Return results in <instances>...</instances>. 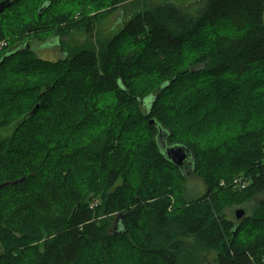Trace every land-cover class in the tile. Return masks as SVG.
Masks as SVG:
<instances>
[{"label":"trees","instance_id":"trees-1","mask_svg":"<svg viewBox=\"0 0 264 264\" xmlns=\"http://www.w3.org/2000/svg\"><path fill=\"white\" fill-rule=\"evenodd\" d=\"M132 1L149 4L118 36L68 47L100 20L75 8ZM0 43V129L17 124L0 142V264H180L194 248L264 264V0H16ZM159 126L192 152L202 196Z\"/></svg>","mask_w":264,"mask_h":264},{"label":"rangeland","instance_id":"rangeland-1","mask_svg":"<svg viewBox=\"0 0 264 264\" xmlns=\"http://www.w3.org/2000/svg\"><path fill=\"white\" fill-rule=\"evenodd\" d=\"M38 1V0H37ZM36 3V0H33V5ZM149 1L145 2H128L121 6L122 13L119 12V10H116L115 12H107V13H98V11L92 9L90 6H82L80 8H75L76 11L74 14H76L75 17L80 18L79 16L91 13L90 16H94L93 13L96 12V16L98 19H100L97 22V25L94 28L93 34L87 35L85 39L86 32L85 31H79L73 33V38L70 40L69 43H67L68 47L71 49H79L83 47H98L101 43H106L110 39L114 38L115 36H118L120 32H122L123 25L126 24V22L131 18L132 14H136L137 11L144 5H148ZM104 15V16H103ZM122 15V16H121ZM34 17V15H33ZM97 19V18H95ZM122 22V25H121ZM55 43V41H53ZM54 43H51V40L44 42L40 39H33L31 42V47L34 49V51L42 58L49 60V61H57L59 58L63 56V53L59 50L57 52V49L54 47ZM6 44H1L0 48L5 47ZM241 88V87H239ZM240 90V89H239ZM219 118V117H217ZM224 118V117H223ZM17 124H13L12 126L4 129H0V142L10 138L15 129ZM206 127V126H205ZM208 127V126H207ZM203 129V128H202ZM210 135H213L210 133ZM186 196L190 199L193 197H200L202 196L206 188L204 186V183L201 181L200 178H198L195 175L189 176L187 178V184H186ZM264 197V195L257 197L256 200ZM99 203V200L95 199L92 202V206H97ZM253 203L245 204L243 206H233L231 208L227 209L228 217L234 221H236V211L239 209H246L249 211V207ZM114 229V228H112ZM185 242L187 244L193 245L192 239H186ZM129 255V253L127 252ZM180 264H218L217 263V253L216 252H208L203 249L194 248L193 252H183L180 256Z\"/></svg>","mask_w":264,"mask_h":264},{"label":"water","instance_id":"water-1","mask_svg":"<svg viewBox=\"0 0 264 264\" xmlns=\"http://www.w3.org/2000/svg\"><path fill=\"white\" fill-rule=\"evenodd\" d=\"M14 1L16 0H2L0 2V14L3 13L7 8H9ZM150 123L156 124L157 122L156 120L152 119ZM166 136L167 133L165 132V130H163V128L159 126V132L156 137V140L167 160L170 161L176 167H178L186 177L194 175L195 161L192 152L185 145L182 144L169 145L167 143ZM5 185L6 184L0 185V188L4 187ZM244 213H245L244 209L237 210L236 211L237 220H240L241 217L244 215Z\"/></svg>","mask_w":264,"mask_h":264},{"label":"built area","instance_id":"built-area-1","mask_svg":"<svg viewBox=\"0 0 264 264\" xmlns=\"http://www.w3.org/2000/svg\"><path fill=\"white\" fill-rule=\"evenodd\" d=\"M0 44H3V43H0ZM236 184H240V181L239 180H236L235 181ZM244 187V185H242V188Z\"/></svg>","mask_w":264,"mask_h":264},{"label":"flooded vegetation","instance_id":"flooded-vegetation-1","mask_svg":"<svg viewBox=\"0 0 264 264\" xmlns=\"http://www.w3.org/2000/svg\"><path fill=\"white\" fill-rule=\"evenodd\" d=\"M32 42V41H31ZM57 49V52L59 51V49L58 48H56Z\"/></svg>","mask_w":264,"mask_h":264}]
</instances>
